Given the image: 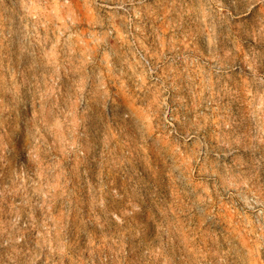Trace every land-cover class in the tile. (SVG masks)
I'll list each match as a JSON object with an SVG mask.
<instances>
[{
    "label": "clouds",
    "instance_id": "1",
    "mask_svg": "<svg viewBox=\"0 0 264 264\" xmlns=\"http://www.w3.org/2000/svg\"><path fill=\"white\" fill-rule=\"evenodd\" d=\"M0 264H264V0H0Z\"/></svg>",
    "mask_w": 264,
    "mask_h": 264
},
{
    "label": "rangeland",
    "instance_id": "2",
    "mask_svg": "<svg viewBox=\"0 0 264 264\" xmlns=\"http://www.w3.org/2000/svg\"><path fill=\"white\" fill-rule=\"evenodd\" d=\"M62 83H64V84H65V86H66V82H65V81H62Z\"/></svg>",
    "mask_w": 264,
    "mask_h": 264
}]
</instances>
